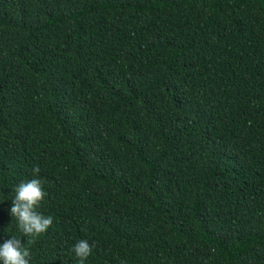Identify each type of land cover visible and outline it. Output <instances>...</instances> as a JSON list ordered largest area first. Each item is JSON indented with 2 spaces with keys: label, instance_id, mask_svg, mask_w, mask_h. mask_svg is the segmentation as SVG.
<instances>
[{
  "label": "trees",
  "instance_id": "trees-1",
  "mask_svg": "<svg viewBox=\"0 0 264 264\" xmlns=\"http://www.w3.org/2000/svg\"><path fill=\"white\" fill-rule=\"evenodd\" d=\"M33 178L36 238L10 215ZM12 236L30 264L81 239L84 264H264V0H0Z\"/></svg>",
  "mask_w": 264,
  "mask_h": 264
},
{
  "label": "clouds",
  "instance_id": "clouds-1",
  "mask_svg": "<svg viewBox=\"0 0 264 264\" xmlns=\"http://www.w3.org/2000/svg\"><path fill=\"white\" fill-rule=\"evenodd\" d=\"M39 167L33 168V173L38 174ZM15 196L10 215L17 221V226L24 236L36 238L44 233L52 224V217H45L36 211L45 196L41 181L33 178L21 182L14 188ZM33 241L30 239L28 244ZM79 258V264H84L85 259L91 254L92 246L87 240H79L73 248ZM30 249L19 237L12 236L0 244V262L2 264H30Z\"/></svg>",
  "mask_w": 264,
  "mask_h": 264
}]
</instances>
